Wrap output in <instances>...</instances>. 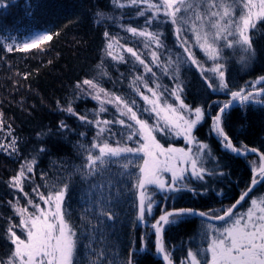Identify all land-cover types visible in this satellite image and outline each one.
<instances>
[{"label":"snow or ice","instance_id":"obj_1","mask_svg":"<svg viewBox=\"0 0 264 264\" xmlns=\"http://www.w3.org/2000/svg\"><path fill=\"white\" fill-rule=\"evenodd\" d=\"M110 2L117 9H135V16L143 19L139 25H120L129 34L127 38L104 32L106 56L117 64L132 66L130 91H111L95 77L77 82L76 88L98 103L91 117L77 112L72 101L66 106L57 102L60 110L76 118L81 126L92 127L94 135L84 142L87 133H77L81 139L74 147L80 163L69 176L52 180L47 173L40 172L43 183L36 184L37 155L47 151L40 147L37 155L24 158L16 174L9 178L7 186L16 195L7 202L13 216L6 218L4 239L8 252L0 256V264H114L106 260V247L98 245L107 239L105 229L110 225L106 222L116 217L112 211L113 200L123 195L120 184L124 178L132 181L129 191L134 195L135 220L154 235L155 255L164 264H177L166 247L165 231L196 217L201 223V231L197 233L201 243L193 247L190 241L179 264H264V191H256L264 188V151L243 142L234 144L224 123L233 107L264 105V75L245 81L242 86L231 84L227 74L230 56L226 55L230 52L236 57L241 71L252 67L256 59L254 33L259 25H264V0ZM10 6V0H0V9ZM95 17V23L114 19L102 10H97ZM163 25L171 26L174 48L166 43ZM23 26L25 31L21 32V25L0 22L3 52L27 53L34 49L43 52L44 46L59 34L39 26ZM196 50L203 58L197 56ZM186 66L198 71L207 89L225 93L227 99L213 101L215 115L211 105L185 103L181 71ZM97 68L101 70V77L108 75L103 62ZM161 77L172 81L171 87L162 84ZM108 105L114 109L111 119L105 118ZM2 117L0 112V127ZM206 120L211 121V132L225 152L246 159L256 157L248 161L249 183L234 203L219 210L168 207L167 204L161 207L155 198L158 193L163 194V201H174L175 194L181 192L206 194L208 188L204 186L208 177L225 175L211 146L195 134ZM58 129L61 133L75 131L64 121H60ZM158 137L181 138L184 146L176 147L172 143L165 146ZM0 148L9 155L19 152L15 137L7 145L0 144ZM210 161L216 162L211 168ZM113 165L120 171L113 174ZM72 176H78L81 182L83 207L79 225L73 221L66 205ZM193 181L200 183L202 191L193 187ZM26 184L31 186L32 194L25 191ZM42 188L46 191H41ZM21 198L25 204H21ZM147 235L140 237L139 247L130 248L121 264H138L139 254H149ZM82 240L87 250L86 262L79 254Z\"/></svg>","mask_w":264,"mask_h":264},{"label":"trees","instance_id":"obj_2","mask_svg":"<svg viewBox=\"0 0 264 264\" xmlns=\"http://www.w3.org/2000/svg\"><path fill=\"white\" fill-rule=\"evenodd\" d=\"M10 2L12 6L0 9V22L8 26L21 25V32L25 31L23 25H26L29 28L43 27L59 34L54 35L53 39L44 46L43 52L34 49L27 53H5L0 49V112L3 113L0 144L7 145L15 137L19 148V152L13 155L0 148V256H5L8 252L4 229L7 227L6 218L13 216L7 202L13 200L16 195L8 188L7 181L16 174L24 158L37 155L40 147L46 148L47 151L37 155L39 163L35 183H43L39 177L40 172L47 173L52 180L69 176L74 166L80 163V157L74 147L81 139L77 133L86 132L87 137L84 142H88L94 135V129L90 126H81L76 118L61 111L57 102L60 106H66L72 101L77 112L87 113L91 117L93 110L98 108V103L91 96L81 93L76 88V84L94 77L106 89L117 93H128L132 66L125 63L117 64L106 56L104 32L127 38L129 34L123 31L121 24L132 23L135 26L143 23L142 18L135 16V9H117L110 0H10ZM97 10H102L114 19L95 23ZM28 12L32 15L28 16ZM121 16L123 18L119 19ZM163 30L166 43L170 48H174L171 26L163 25ZM128 43L131 45V39ZM253 44L256 49V59L247 71H241L240 65L235 62L236 57L226 52V55L230 56L227 61V74L231 84L242 86L245 81L255 80L258 76L264 75V25L258 26V31L254 33ZM196 54L203 58L199 50H196ZM101 62L103 69L108 73L107 76L99 75L101 70L97 65ZM25 75L27 79L24 78ZM181 78L185 84L183 98L189 105L205 107L211 105V112L215 115L216 106L213 101L227 99L225 93L207 89L195 68L184 67ZM161 83L169 87L172 85V81L167 77H161ZM107 107L109 111L105 114V118L111 119L114 109L111 105ZM60 121H64L75 131L61 133L58 129ZM210 123V120L203 122L195 134L201 141L211 146L225 175L208 177V183L204 186L208 188L206 194L193 195L191 192H181L175 194L177 198L174 201H163V194L158 193L155 198L161 207L167 204L168 207H191L203 211L219 210L234 203L240 191L249 183L251 172L248 161L256 157L249 156L246 159L225 152L218 138L211 132ZM224 123L225 131L234 144L239 145L243 142L264 151V105L254 104L246 109L233 108L225 117ZM38 133L44 135L38 136ZM158 138L165 146L168 143L176 147L184 146L181 138L168 140L163 137ZM215 163L210 161L208 167H213ZM117 171L120 170L113 165V174ZM132 171L134 172L135 169ZM131 183V180L124 178L120 184L123 195L113 200L112 207L116 217L106 222L110 225L105 229L107 239L104 244L98 246L106 247L107 261L121 264L127 258L130 248L139 247L140 237L148 233L147 247L150 252L139 254L138 264H163L155 255L154 235L135 220L134 195L129 191ZM193 187L202 191L199 182L193 181ZM25 191L32 194L31 186L26 184ZM41 191L46 189L42 188ZM256 191H264V188H257ZM20 202L26 203L23 198ZM66 205L73 221L79 225L83 201L78 176L71 177ZM244 207L246 208L247 205ZM156 215H159V210L156 211ZM200 231L201 223L198 218H189L185 223L169 227L165 231L166 247L172 252L177 264L184 259L190 241L193 247L201 243L197 237ZM194 237L196 239L193 241ZM83 243L85 241L82 240L79 254L80 259L86 262L87 250L84 249Z\"/></svg>","mask_w":264,"mask_h":264},{"label":"water","instance_id":"obj_3","mask_svg":"<svg viewBox=\"0 0 264 264\" xmlns=\"http://www.w3.org/2000/svg\"><path fill=\"white\" fill-rule=\"evenodd\" d=\"M236 107H239V106H236ZM236 107H233V108H236ZM232 108V109H233ZM232 155H234V154H232ZM235 156V155H234ZM238 157V156H237ZM196 218H198V219H200L199 217H196ZM215 223H219V222H215ZM155 251V250H154ZM159 257V256H158ZM160 258V257H159ZM161 259V258H160ZM162 260V259H161ZM163 262V261H162ZM164 263V262H163Z\"/></svg>","mask_w":264,"mask_h":264},{"label":"bare ground","instance_id":"obj_4","mask_svg":"<svg viewBox=\"0 0 264 264\" xmlns=\"http://www.w3.org/2000/svg\"><path fill=\"white\" fill-rule=\"evenodd\" d=\"M159 258V257H158ZM160 259V258H159ZM161 260V259H160ZM162 261V260H161ZM164 264V263H163Z\"/></svg>","mask_w":264,"mask_h":264},{"label":"rangeland","instance_id":"obj_5","mask_svg":"<svg viewBox=\"0 0 264 264\" xmlns=\"http://www.w3.org/2000/svg\"><path fill=\"white\" fill-rule=\"evenodd\" d=\"M252 160V159H251Z\"/></svg>","mask_w":264,"mask_h":264}]
</instances>
